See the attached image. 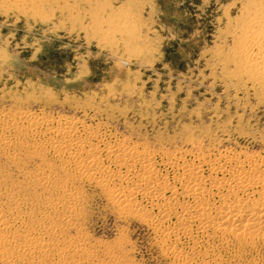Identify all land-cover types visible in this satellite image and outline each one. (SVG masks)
I'll return each instance as SVG.
<instances>
[{
  "label": "rangeland",
  "instance_id": "rangeland-1",
  "mask_svg": "<svg viewBox=\"0 0 264 264\" xmlns=\"http://www.w3.org/2000/svg\"><path fill=\"white\" fill-rule=\"evenodd\" d=\"M48 120L159 161L264 158V0H0V264H264V239L212 231L173 252L42 144Z\"/></svg>",
  "mask_w": 264,
  "mask_h": 264
},
{
  "label": "bare ground",
  "instance_id": "bare-ground-1",
  "mask_svg": "<svg viewBox=\"0 0 264 264\" xmlns=\"http://www.w3.org/2000/svg\"><path fill=\"white\" fill-rule=\"evenodd\" d=\"M243 62L248 63V59ZM45 125L50 130V138L42 143L45 147L57 151L86 178L109 188L111 198L123 208L139 212L156 224L173 252L183 237L191 239L210 231L250 241L264 239L263 157L252 155L243 164L228 153L219 157L218 164L203 157L189 160L176 156L159 161L153 154L127 143L99 150L86 129L69 121L48 120ZM105 156L110 167L103 163ZM117 173L124 177L121 186L114 183ZM254 193L258 196L254 197ZM228 196L232 200L229 203L224 200ZM142 198L154 201L158 211L144 208ZM63 204L73 207L74 200L67 199ZM173 218L174 226H164ZM9 226L5 216L0 215V230ZM0 245V259H9L7 251L2 250L8 240L3 239Z\"/></svg>",
  "mask_w": 264,
  "mask_h": 264
}]
</instances>
